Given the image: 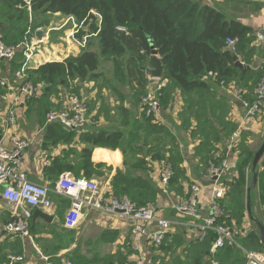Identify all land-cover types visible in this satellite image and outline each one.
<instances>
[{
  "label": "crops",
  "instance_id": "1",
  "mask_svg": "<svg viewBox=\"0 0 264 264\" xmlns=\"http://www.w3.org/2000/svg\"><path fill=\"white\" fill-rule=\"evenodd\" d=\"M200 1L206 4L204 0ZM217 1L221 6L206 5L220 11L230 21H236L251 28L256 40L254 42L255 61L263 59L264 38L259 36V32L264 30V2L241 0L251 1L254 5L244 7L243 12L238 13V11H232L229 6L222 5L223 0ZM29 22L34 23V26L27 27L24 41L20 44L21 49L17 50L12 60L0 61V78L6 81L9 88L7 92L5 91V101L0 102V143L8 148H13L14 142L18 140L29 143L21 152L19 159L21 169L29 181L49 187L54 186L62 175L73 176L68 171L58 175L52 173L51 169L56 166H70L76 169L82 163L84 157L82 151L88 149L91 152L89 160L93 169L97 172L94 166H101L98 173L94 172L89 180L99 185L104 191L105 198L110 196L115 175H129L134 181H145L157 191L155 207L161 217L168 219L173 217L171 203L174 200V193L164 195L161 192L160 165L153 163L150 166L149 164L147 172L136 168V164L143 159L149 161L148 151L154 150L157 143L145 132L143 109L141 103L137 102L129 88L127 89L126 72L117 77L114 75L115 69L112 61L100 58L98 69L93 77L84 81L67 78L58 84L57 92L59 93L52 94V89L50 92L38 89L37 94L26 101L19 92V82H16L13 77L23 65L27 68V72L46 63H61L69 57L81 55L84 51L100 54L98 40L95 41L94 37L90 42L87 40L88 35L77 38V33L81 28L76 26L72 17L60 14L29 15ZM3 28V18L0 14V43H3ZM38 30L44 33V38L41 40L35 37ZM122 82L124 84L126 82L124 87ZM156 85L157 82L153 81L150 89ZM213 89L215 91L211 96L213 104L209 110L211 122L209 127L211 128L205 133L210 134L211 138L221 140L215 143L214 148L218 147L221 151L226 150L232 133L240 130L239 141L227 156L230 171L219 182L226 188L225 193L218 200V205L221 206L228 185L237 174L238 165L242 160L241 152L252 155L251 166L253 156L264 140V112L256 118H245L240 99L235 96L233 88L212 87ZM69 94H74L86 106L90 119L89 124L77 131L50 130L48 126L51 123L47 122V118L39 110L45 105L60 109ZM15 100L17 103L14 108L16 123L13 126H6V109ZM183 106V100L178 94L170 100L166 108L163 109L160 105V118L155 126L159 125L168 129L169 135L179 146L182 158L180 167L183 169L185 179L183 184H201L204 187L205 195L200 201V211L206 217L210 213L211 185L203 182L202 178L207 180V162L202 161L205 155L200 153L201 140L195 131L198 128V119L189 118L188 114L183 113ZM114 134L119 137L117 145H114L113 140H107V137ZM99 136L103 137L102 143H94ZM167 149L170 147L168 146ZM263 160L264 157L259 166ZM249 175L252 177L251 174ZM52 200L51 209L32 210L26 236L7 237L4 235L3 226L13 218V214L10 205L0 196V264H9V257L12 256L23 257V262L17 264H47L49 262L61 264L72 255L85 256L87 253L79 251L80 238L88 229L98 231L100 229L99 244L93 252H90L91 256L107 255L108 252L100 254L101 248L104 247L112 246V254L133 247L129 222L120 216H107L97 211L87 210L83 213L78 227L75 230H68L64 226L68 204L55 195H52ZM251 204L252 215L255 210L259 221H264V208L259 205L253 193ZM41 216L52 220L48 222ZM233 226L234 224L231 223L232 229H229L235 237L240 238H245L248 232L255 230L252 228L249 216H246L242 227L234 231ZM175 232H182L189 241L195 239L191 238L186 231L176 229ZM148 247L144 244L145 252ZM133 255L134 253L131 258Z\"/></svg>",
  "mask_w": 264,
  "mask_h": 264
},
{
  "label": "trees",
  "instance_id": "2",
  "mask_svg": "<svg viewBox=\"0 0 264 264\" xmlns=\"http://www.w3.org/2000/svg\"><path fill=\"white\" fill-rule=\"evenodd\" d=\"M0 14L4 23L2 41L8 48L23 43L29 15L60 14L72 17L81 28L77 38L82 35H100L99 55L84 51L61 63H46L28 70L29 81L39 91L44 89L45 92H50L67 78L84 81L93 77L100 58H105L112 61L114 66L124 63L129 90L134 99L141 103L151 82L145 65L152 63L153 46L164 67L161 81H165V87L161 93L160 105L164 109L176 94L180 95L184 103L183 113L188 114L189 118L198 119L195 131L201 140L199 150L205 155L202 158L205 163L217 152H222L218 147L214 148L215 143L221 140L205 133L211 128L209 110L213 104L211 96L215 92L212 87L233 88L239 91L243 100L251 102L261 77L260 67L255 70L246 69L256 59V40L252 29L230 21L223 13L200 0H30L28 4L24 0H0ZM229 40L236 42L234 50L227 46ZM234 57L243 64V69L235 67ZM142 117L145 132L153 137L157 147L148 151L149 161L143 159L136 164V168L147 172L149 164L167 163L173 172L168 193H174V199H186L190 185L183 184L185 179L180 167L182 158L179 146L169 135L168 129L153 125L144 111ZM48 128L66 131L62 126L52 123ZM117 139L119 137L115 134L107 137V140L115 142L114 145L119 144ZM102 140L103 137L99 136L94 143H102ZM168 146L170 149H167ZM82 154V163L76 169L56 166L50 171L58 175L68 171L75 178L90 179L96 172L89 160L91 152L84 149ZM241 155L237 174L231 179L221 202L222 207L220 206L223 212L219 222L230 229L233 223L234 231L243 226L247 216L245 192L249 186L247 187L245 169L250 167L252 155L246 152H241ZM218 161L216 159L214 164L217 165ZM94 167L98 171L101 168L100 165ZM256 172L257 184L252 193L264 208V160ZM110 196H125L137 207H155L158 193L145 181H134L129 175L117 174ZM65 202L69 207V203ZM261 223L264 225L263 220ZM184 235L182 232L167 235L160 246L153 247V256L148 264L245 263L242 251L236 246L226 245L212 253L215 235L211 232L203 241H189ZM235 242L242 249L264 254V247L255 230L248 232L245 238L235 237ZM132 254V249L127 248L102 257L89 258L75 254L67 260L71 264H133Z\"/></svg>",
  "mask_w": 264,
  "mask_h": 264
},
{
  "label": "built area",
  "instance_id": "3",
  "mask_svg": "<svg viewBox=\"0 0 264 264\" xmlns=\"http://www.w3.org/2000/svg\"><path fill=\"white\" fill-rule=\"evenodd\" d=\"M30 1V0H29ZM28 4V2H27ZM77 26V25H76ZM39 31V30H38ZM235 41H227V46L234 50ZM21 45L8 48L4 43H0V61H10L14 58ZM264 53V48H263ZM261 77L254 90V98L251 102L243 100L238 90H233L236 97H239L240 104L245 112V118H256L264 112V58L261 59ZM25 65L14 73V80L19 82L18 90L26 101L34 97L38 88L29 81ZM151 80L157 85L148 91L142 99L141 106L146 117L151 118L152 124L157 125L160 118V98L165 81ZM9 90L4 79L0 78V102L5 101V91ZM16 100L6 109V126H13L16 123L15 110ZM89 116L86 106L74 95L69 94L64 100L63 106L56 112L50 113L47 122L62 126L66 130L77 131L89 124ZM240 138V130H236L230 136L225 154L216 153L211 160L206 163L207 180L216 178L210 188L209 208L210 213L204 217L200 211V201L205 195V189L201 184H190L186 199L176 197L171 203L173 217L163 218L159 211L151 206L137 207L127 197L105 198L104 191L92 180L83 177L75 178L65 174L59 177L53 187L41 185L29 181L22 171L19 159L22 150L29 143L15 141L13 148H8L0 143V196L7 202L11 209L13 218L3 226L4 235L7 237L21 236L28 234L29 220L32 210L46 209L53 206L52 195L58 196L69 203L68 210L64 218V226L68 230H75L87 210H93L107 216L118 215L120 218L129 222V232L132 239L133 264H148L144 244L150 247H158L162 244L165 237L176 229L186 231L192 238L199 241L206 239L211 232L215 235L211 252L223 248L224 246L238 247L244 256V264H264V255L242 249L235 242L233 232L220 221L222 217L221 208L218 205L219 198L225 193L226 188L219 182L230 171L228 163V153L237 145ZM218 159V164L214 161ZM160 186L161 192L168 194V185L173 176L170 165L160 164ZM251 172V167L245 169V174ZM22 256L9 257V264L23 262ZM47 264H57L49 262ZM61 264H71L68 260Z\"/></svg>",
  "mask_w": 264,
  "mask_h": 264
},
{
  "label": "rangeland",
  "instance_id": "4",
  "mask_svg": "<svg viewBox=\"0 0 264 264\" xmlns=\"http://www.w3.org/2000/svg\"><path fill=\"white\" fill-rule=\"evenodd\" d=\"M204 2L206 4H210L213 6H215V5L221 6V5H219V2L217 0H204ZM222 5L229 6L232 11H235V12L238 11V13H240V12H243L242 8H244V7L246 8L247 6H253L254 3L251 1H241V0H223ZM236 8H237V10H236ZM231 14H234V13H231ZM47 17L49 18L50 16H47ZM28 26H34V23L28 22ZM78 34H79V32L77 33V35ZM92 37H94L95 41L98 40L97 35H92L91 37H90V35H88L87 40L90 42L92 40ZM114 69H115L114 75H116L117 77L120 76L123 72H124L123 74H125V71H126L124 63L118 64V66H114ZM125 85H126V82H125V84L122 82V86L124 87ZM57 87H58V85L53 87L52 94L59 93V92H57ZM128 88L129 87H128V83H127V89ZM62 101L63 100H61V102ZM58 110H59V108H53L50 105H45L44 107H41V110H39V112H41V114H43L47 118L50 113L56 112ZM247 168H249V167H247ZM249 174L252 175V172H250ZM249 174L246 175L247 187L250 185V181H251V178H250L251 176ZM246 191H247V189H246ZM245 196H246V192H245ZM221 212H223V211L221 210ZM252 217L254 220H257V221L260 220L258 213L255 210H254V214L252 215ZM251 222H252V228L255 229V231H256V226H255L254 222L252 220H251ZM99 231H100V229H99ZM99 231L97 229H95V230L88 229L85 233L82 234L83 236L80 238L81 242H80L79 251H81L83 253H87V254H85L86 257L90 258L91 257L90 252H93V250H95V248L98 246L99 239H100ZM236 237H238V236H236ZM78 241H80V240L78 239ZM130 249H132V252H133V247H131ZM152 249H153V247L149 246L148 249L146 250L145 253H146L147 259H150L153 256ZM106 252H108V253L110 252V254H112V252H113L112 246L101 248L100 254L106 253Z\"/></svg>",
  "mask_w": 264,
  "mask_h": 264
},
{
  "label": "water",
  "instance_id": "5",
  "mask_svg": "<svg viewBox=\"0 0 264 264\" xmlns=\"http://www.w3.org/2000/svg\"><path fill=\"white\" fill-rule=\"evenodd\" d=\"M25 2H28L29 0H24ZM255 1H261L264 2V0H255ZM259 36H261L262 38H264V30H261L259 32ZM35 37L38 40H41L42 38H44V33L41 31H37L35 33ZM97 38H100V35H97ZM152 52H151V56H152V63L151 64H146L145 65V69L147 70L149 77L153 80H160L162 78L163 72H164V67L162 65L161 59L159 58V56H157L156 52L153 50V46H151ZM235 60V67L243 69L244 66L243 64H241L240 62L237 61V59L234 57ZM262 60L261 59H257L255 61V63L251 66V67H246V69L248 70H255L258 69L261 65ZM1 141V138H0ZM264 157V141L262 142L261 146L259 147V149L257 150V152L254 154L253 156V160L251 162V172H252V177H251V183L249 185V187L247 188L246 191V206H247V214L249 216V218L254 222L255 226H256V231L258 233V237L260 239L261 244L264 247V225L257 221L254 220L252 217V213H251V193L254 191L256 184H257V167L259 166L261 160ZM216 178H212L211 180H205L202 178V181L207 183V184H214ZM44 220L46 221H51V218H47L46 216H41ZM264 255V254H263Z\"/></svg>",
  "mask_w": 264,
  "mask_h": 264
}]
</instances>
